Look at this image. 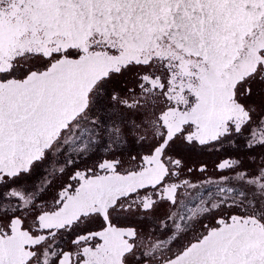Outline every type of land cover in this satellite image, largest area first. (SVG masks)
Segmentation results:
<instances>
[{"label": "snow or ice", "instance_id": "6c2138e0", "mask_svg": "<svg viewBox=\"0 0 264 264\" xmlns=\"http://www.w3.org/2000/svg\"><path fill=\"white\" fill-rule=\"evenodd\" d=\"M0 264H264V0H0Z\"/></svg>", "mask_w": 264, "mask_h": 264}]
</instances>
